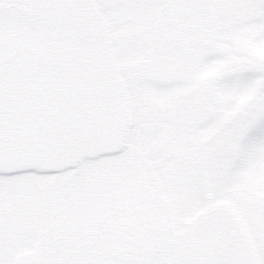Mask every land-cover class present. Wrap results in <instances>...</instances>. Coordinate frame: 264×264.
<instances>
[{
    "label": "snow or ice",
    "instance_id": "6c2138e0",
    "mask_svg": "<svg viewBox=\"0 0 264 264\" xmlns=\"http://www.w3.org/2000/svg\"><path fill=\"white\" fill-rule=\"evenodd\" d=\"M0 264H264V0H0Z\"/></svg>",
    "mask_w": 264,
    "mask_h": 264
}]
</instances>
